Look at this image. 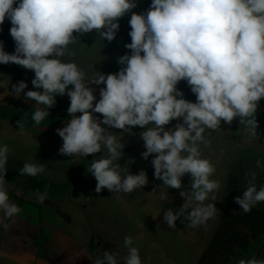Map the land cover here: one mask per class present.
<instances>
[{
	"label": "clouds",
	"instance_id": "9594fccd",
	"mask_svg": "<svg viewBox=\"0 0 264 264\" xmlns=\"http://www.w3.org/2000/svg\"><path fill=\"white\" fill-rule=\"evenodd\" d=\"M136 7L137 0H0V25L10 21L15 43L14 52L8 53L0 41V64L34 72L31 83L38 90L25 92V81L11 87L16 98L23 93L26 101L34 102L31 120L37 126L49 116L57 96L69 97L70 119L56 129L63 141L59 154L94 157L87 171L97 181V193L106 188L127 194L149 183L145 170L121 173L125 144L109 131L144 129L140 138L146 151L141 158L153 156L154 178L163 182L159 199L169 200V192L163 191L167 188L180 190L185 201L178 211L167 209L163 221L175 229L182 217L195 229L217 217L216 204L205 202L215 201L221 188L212 178L215 165L202 153V146L210 144L206 131L238 120L250 137H258L257 111L264 99V0H151L143 13L133 12ZM129 13L131 42L125 47L130 54L118 57L122 67L116 73L95 70L89 76L71 59L76 51L70 45L92 32L112 42L119 20ZM181 81L196 96L195 102L184 98L177 87ZM93 85H104L98 101ZM5 86L0 82V88ZM174 120L179 122L166 127ZM17 124L23 134L25 121ZM8 158V146H0V226L5 229V221L21 212L5 187ZM256 167L264 171L260 159ZM44 171L37 162H25L19 170L30 177ZM186 175L190 186L185 189ZM244 179L247 187L234 199L248 213L264 202V185L257 187L255 171L245 172ZM47 189L45 185L43 192L36 190V202L47 200ZM124 245V264H142L133 238L126 236ZM118 256L106 250L94 264H119ZM236 264H264V259L253 255Z\"/></svg>",
	"mask_w": 264,
	"mask_h": 264
},
{
	"label": "crops",
	"instance_id": "0c3cea01",
	"mask_svg": "<svg viewBox=\"0 0 264 264\" xmlns=\"http://www.w3.org/2000/svg\"><path fill=\"white\" fill-rule=\"evenodd\" d=\"M149 2L150 0H137V4L141 5H147ZM130 15L131 13L119 21L128 22L126 17ZM10 28L11 23L6 19L3 25H0V41H3L6 52L13 53L15 43L10 36ZM130 31V27H120L112 42H102L113 52L122 51L124 48L118 46V42L121 36L130 37ZM96 38L99 37L92 32L81 36L77 44L70 45L76 51V55L71 59L89 76L94 73V69L100 70L102 66L99 61L97 67L94 65L96 54L98 56L101 53V48L96 47ZM33 78L34 72L22 66L0 64V82L6 85L0 88V146L7 145L9 148L5 187L10 202L21 208L16 217L5 221L9 225L7 229L0 226V264H94V260L101 256L103 251L108 250L107 242L101 235L94 236L88 231L95 227L93 224L89 221L87 224L85 219L78 220L76 212L82 213L83 210L77 198H81L82 194L74 191L76 183L86 180L85 176L75 174L74 166L83 170L85 161L93 156L72 157L59 154L63 141L56 129L64 127L70 119L67 112L70 99L66 94L56 97L55 106L49 110V116L40 125L34 124L31 120L34 102L26 101L23 93L21 98H16L11 87L12 84L25 81L28 84L25 92L38 90L31 83ZM92 87L96 89L94 94L98 101L99 88L104 85ZM95 115L102 119L101 114ZM21 119L25 121L23 134L17 124ZM143 149V146L137 145L134 151L142 153ZM258 149L254 161L260 159L264 163V142L260 143ZM56 155L60 159L59 162L57 158H53ZM152 159L148 158L145 163L149 183L142 189L129 193L133 202L130 232L121 230L119 225L115 227L114 252L119 253V264H124V257L127 255L124 245L126 236L132 237L136 245L147 246L146 253L141 254L143 259L146 257V264H236L238 259L250 258L253 255L257 259H264V202L245 213L234 199L242 195L247 187L244 176L233 187L229 186L226 195L221 198L219 190L216 192L215 219H210L206 225L193 229L187 226V221L180 218L173 229L163 221L164 212L169 208L174 212L178 211L181 206L164 205L161 210H156L154 197L158 179L154 178ZM25 162L41 163L45 171L37 177L22 176L19 170ZM253 166V171L258 173L259 188L264 185V171L258 169L256 163ZM132 167L138 173L143 170L140 163L136 166L134 163ZM247 167H251L248 160ZM185 181L186 176L183 177V182ZM45 185L48 186V198L44 203H38L34 193L36 190L43 192ZM167 191L170 195L171 191L175 194L177 189ZM157 193L159 195V192ZM129 194L120 193L121 196ZM156 212L163 213L162 217L156 216ZM156 245L162 246V252H155ZM168 245L175 246L179 251L170 252L166 248Z\"/></svg>",
	"mask_w": 264,
	"mask_h": 264
},
{
	"label": "rangeland",
	"instance_id": "374dc122",
	"mask_svg": "<svg viewBox=\"0 0 264 264\" xmlns=\"http://www.w3.org/2000/svg\"><path fill=\"white\" fill-rule=\"evenodd\" d=\"M150 4L151 0L147 5L137 4V7L133 12L143 13L149 8ZM130 16H127L126 18L130 20ZM119 24L122 28L130 27L129 21H119ZM120 39L121 40H119L120 42H118V46H122L124 49L122 51L117 50L114 52L111 49H107L100 38L95 39L97 40L96 47L97 49L101 48V53H99L98 56L96 54L94 58V60H96V64L94 65H96L97 67L99 65L97 61H99L102 66H100V70L94 69V71L96 70L104 74L116 73L119 71L120 67L122 66L117 63L118 57L123 56L125 54H130V50L127 49L125 45L129 43V40L131 38L121 36ZM115 45H117V43H115ZM177 87L184 93L185 99L192 102L196 101V96L191 92L189 86L185 81H181L177 85ZM257 119L259 122V127L257 129V138L250 137L245 132L244 126L239 125L238 120H234L231 126L222 124L219 130L211 132L206 131L205 133L206 137L210 141V144L208 147L202 146V153L203 156L209 159L216 167V172L213 178L216 179L217 177V180H219L221 183V188L219 189L220 198L221 196L226 195L229 186L233 187V185L236 184L237 181H241V178H243L245 172H251L254 169L253 165L256 163L254 161V158L258 154V148L260 143L264 142V99L260 101V107L257 111ZM178 122L179 121L174 120L170 125L166 127H174L175 124ZM143 130L144 129H141L138 126L133 127L129 132H122V130L118 129H109V131H112L113 134L116 135L118 138H122V143L125 144V147L122 150L124 152V156L119 161V163L121 164L122 174H124L126 171H129L132 174L138 173V171L136 169H133L132 167L134 163L135 166L137 165V163H140V165L143 166V170L146 171V160L141 158V153H136L134 151V148L137 145L144 147V142L140 138V133ZM144 151H146L145 148L142 152ZM53 158H57V162H59L60 160L57 155L53 156ZM149 158L152 159L153 156H149ZM93 159L94 157L85 161L86 165L85 167H83V170L77 168V166H74V169L76 171L75 174L81 177L85 176L86 179L84 182H78L74 186V191L81 192L82 194V197L77 198V200L82 206L83 211L82 213L76 212V216L78 217V220L85 219L87 224L88 221L90 224H93L95 227L92 229H88V231L94 236H98V234L101 235L102 238H104L107 242L108 250L110 252H114L115 227L119 225V228L126 232H130L131 230V206L133 202L129 193L128 196H121L120 193H113L106 188L103 189L100 193H97L95 191L97 181L87 171V168L90 166V163ZM246 160L250 162L251 167L246 168ZM162 183L163 182L161 180H156V195L154 197V204L156 206V210H161L160 208L164 205L182 206L185 201L179 196L180 190H177L175 194L173 193V191H171L172 194L169 195L170 198L168 201H161L159 199V195L157 192L160 191L159 186L162 185ZM183 186L185 189L190 186V177L187 175L186 181L183 182ZM64 190L66 192L68 191L67 188H64ZM163 191H167V188H165ZM208 202L214 203V201L210 200L206 201L205 203ZM162 215L163 213L156 212V216L162 217ZM203 232L205 233L204 228ZM134 246H136L139 250L142 264H146V257L143 259L141 254L146 253L147 246L144 244H134ZM166 248H168V250L172 253L174 251H179L178 248L171 245L166 246ZM155 252H162V246L156 245Z\"/></svg>",
	"mask_w": 264,
	"mask_h": 264
}]
</instances>
